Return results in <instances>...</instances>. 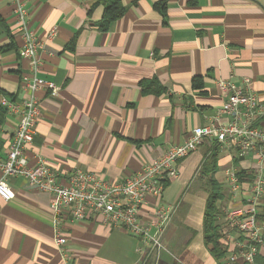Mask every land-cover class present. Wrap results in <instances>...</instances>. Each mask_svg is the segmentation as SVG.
I'll return each mask as SVG.
<instances>
[{"label": "crops", "instance_id": "crops-1", "mask_svg": "<svg viewBox=\"0 0 264 264\" xmlns=\"http://www.w3.org/2000/svg\"><path fill=\"white\" fill-rule=\"evenodd\" d=\"M120 1L123 16L101 31L98 0H24V27L15 0H0V97L15 103L30 98L31 64L19 57L25 28L39 41L37 76L58 88L55 97L45 90L34 94L40 117L27 160L29 166L44 162L60 184L76 171L107 182L139 173L217 113L226 100L220 80L264 100V0H165L164 15L155 9L162 0ZM195 77L200 90L192 87ZM17 123V115L0 107V160ZM214 142L206 140L178 161L176 177L162 179L161 196L148 195L139 208L146 225L155 222L157 210L168 211L157 257L138 237L96 216L82 222L64 218L60 232L66 243L59 253L50 195L29 189L22 178H6L13 198L0 199V264H228L226 257L241 240L237 233L221 235L226 254L220 261L203 241L207 187L198 171ZM217 145L212 179L224 194L217 203L221 232L223 212L244 201L257 160ZM230 168L243 181L235 196L226 182ZM149 232H156L154 225ZM258 253L264 257V246Z\"/></svg>", "mask_w": 264, "mask_h": 264}, {"label": "built area", "instance_id": "built-area-1", "mask_svg": "<svg viewBox=\"0 0 264 264\" xmlns=\"http://www.w3.org/2000/svg\"><path fill=\"white\" fill-rule=\"evenodd\" d=\"M23 3L24 0H15V15L22 27L26 20ZM23 29L19 57L28 59L31 64L32 77L27 84L30 98L15 103L0 97V107L7 114L18 116L7 155L4 160H0V199L8 202L13 198L5 181L8 177L22 178L29 189L49 194L53 217L52 241L61 254L66 243L60 232L62 220L67 218L82 222L96 216L100 217L101 223L121 227L138 237L144 245L155 249L157 257L163 250L159 236L169 220L168 211L163 208L157 210L155 222L146 225L139 219V208L148 195L155 198L161 196L162 179L176 177L178 161L197 150L206 140L215 141L223 147L234 149L238 157L252 155L257 160L256 173L243 193L244 201L237 207L224 210L226 229L221 231L226 239H230L233 232L241 238L235 241L236 250L226 257L227 263L235 264L241 260L246 264H254L258 248L264 246V224L256 218L264 197V100L250 90L220 80L217 86L226 100L217 113L204 125L192 129L182 144L169 147L163 155L149 161L139 173L117 182H107L95 175L76 171L66 184H60L55 173L44 162L29 166L27 160V151L33 142L40 117L34 94L38 90H45L55 97L58 88L54 83L37 76L39 41L31 32ZM52 36L53 32L50 33ZM222 116L227 118L226 123L220 122ZM241 181L233 168L226 171V182L233 196L241 192ZM153 225L156 232L150 235V226ZM137 251L140 249L137 248Z\"/></svg>", "mask_w": 264, "mask_h": 264}, {"label": "trees", "instance_id": "trees-1", "mask_svg": "<svg viewBox=\"0 0 264 264\" xmlns=\"http://www.w3.org/2000/svg\"><path fill=\"white\" fill-rule=\"evenodd\" d=\"M97 5L103 7V15L99 22V29L106 31L111 23L121 18L125 12V7L120 0H98ZM165 0L155 4V9L159 10L163 15L165 11ZM156 84L152 81L149 86L145 87L143 93H147L151 85ZM192 87L195 90L202 88L201 79L195 77L192 80ZM216 142L210 146V153L206 156L205 160L199 168V176L206 180V203L203 215V241L204 245L208 248L210 254L216 261H220L226 254V250L220 243L221 232L219 225L217 224V217L220 215V208L217 203L223 199L224 194L220 184L212 179V176L218 169L217 155L218 145ZM257 221L264 224V208H260L256 215ZM260 248H258L259 251ZM255 264H264V257L260 253L255 256Z\"/></svg>", "mask_w": 264, "mask_h": 264}]
</instances>
